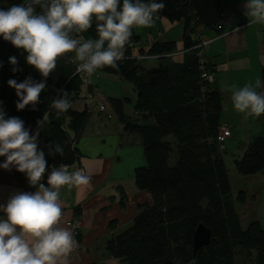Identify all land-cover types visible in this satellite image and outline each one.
Instances as JSON below:
<instances>
[{"label":"trees","instance_id":"trees-1","mask_svg":"<svg viewBox=\"0 0 264 264\" xmlns=\"http://www.w3.org/2000/svg\"><path fill=\"white\" fill-rule=\"evenodd\" d=\"M18 3L21 0H0V7ZM163 4L154 14L184 21L182 60L145 68L137 57L126 58L133 55L132 48L140 40L133 27L130 44L125 45V59L117 62L118 67L99 69L132 82L137 91L138 117L126 120L124 128L141 137L146 164L136 168L134 178L137 187L152 196L151 203L139 205L140 211L132 225L107 241L106 250L123 264H236L240 249L248 255L254 251V264H264V226L258 220L242 225L236 203L244 201V193L233 198L229 173L218 150L216 138L221 124L222 98L211 83L202 81L197 50L192 48L198 42L192 40V35L203 24L191 1L163 0ZM71 35L78 39L77 33ZM82 36L95 38V22ZM176 51L174 40H158L147 50L140 48L139 55L167 58ZM9 56L17 57L20 71H11ZM25 56L22 49L0 38V61L3 62L0 101L7 115L30 122L35 130L36 120L49 111L53 98L67 92L71 103L59 115L49 111V123L40 129L39 137L44 138L40 148L47 161L42 182L46 183L51 166L72 165L78 161L80 152L74 143L90 116V109L86 103L82 110L72 107L85 83L82 74H74L75 65L71 62L74 53L69 52L57 57V67L46 78L37 110H31L28 105L18 111L15 89L8 86L7 80L15 78L21 82L29 76L37 82L44 79L35 66L26 63ZM206 69L211 70L209 63ZM110 101L123 120L122 100ZM56 144L63 147V155L55 153ZM235 166L243 175L255 174L264 168V136L258 135L251 141L242 157L236 159ZM12 171L29 185L24 173ZM201 223L211 230L212 238L209 245L194 254V232Z\"/></svg>","mask_w":264,"mask_h":264},{"label":"clouds","instance_id":"clouds-1","mask_svg":"<svg viewBox=\"0 0 264 264\" xmlns=\"http://www.w3.org/2000/svg\"><path fill=\"white\" fill-rule=\"evenodd\" d=\"M163 7V0H21L0 7V38L22 49L26 63L35 66L44 78L38 82L31 76L21 82L7 80L18 98L16 109L31 105V110H37L46 78L57 67V57L66 53H74V74L90 77L105 66L118 67L133 27L150 26L153 13ZM243 9L249 23L264 25V0H244ZM94 22L95 38L71 35L87 32ZM8 62L13 65V73L20 71L16 56H9ZM261 86L260 79L255 87L251 83L231 85L234 109L246 116L264 114V91L256 90ZM70 107L67 92H62L51 100L49 111L59 115ZM49 111L36 120L37 127L32 130L21 118L8 116L0 101V157L4 158L0 169L24 173L35 189L13 192L0 203V264H68L69 253L78 247L73 232L60 225V189L87 184L90 176L60 164L51 166L46 183L42 182L47 161L44 150L38 147V137L40 129L49 123ZM63 152V147L56 144L55 153Z\"/></svg>","mask_w":264,"mask_h":264},{"label":"crops","instance_id":"crops-1","mask_svg":"<svg viewBox=\"0 0 264 264\" xmlns=\"http://www.w3.org/2000/svg\"><path fill=\"white\" fill-rule=\"evenodd\" d=\"M243 4L244 0H222L219 25L213 28L198 27L199 37L210 41L204 48V57L213 75L211 84L222 98L221 123L229 125V142L232 141V149L240 157L256 136H264V114L246 116L238 112L232 105L229 91L231 85L241 87L251 83L255 87L258 79L262 81V86L256 90L264 91V25L249 23V18L243 15ZM179 51L183 56L184 46ZM124 80L128 81L118 75L97 70L90 77L88 87L84 85L79 97L72 102L73 109L82 110L85 107L86 92L93 95L89 106L90 116L79 139L74 143L80 157L74 164L67 165L70 171L77 166L84 168L90 176L89 181L87 184L65 185L60 189V225L71 230L67 222L75 216L81 222L78 247L68 255V264H123L107 252V241L133 222L140 211V204L152 201L151 194L140 190L135 183V170L146 164V157L141 137L124 128L126 120L138 117L136 100H133L137 99V91L133 83L128 81L132 83L134 91L130 96L125 95L127 89ZM116 82L119 85H114ZM112 98L122 100L123 120L112 107ZM127 103H132L131 110L126 107ZM100 105L106 106L111 117L107 116V112L100 111ZM24 122L25 127L33 130L30 122ZM69 134L73 136L71 130ZM43 143L44 138L38 137L39 148ZM224 149L223 153H227ZM1 160L3 157H0ZM251 175L264 182V168ZM16 191L35 189L12 170L0 169V203H5ZM240 192L245 194L242 202H246V192ZM232 195L234 199L237 198ZM252 196L256 201L257 194L253 193ZM242 202L237 201V211Z\"/></svg>","mask_w":264,"mask_h":264},{"label":"rangeland","instance_id":"rangeland-1","mask_svg":"<svg viewBox=\"0 0 264 264\" xmlns=\"http://www.w3.org/2000/svg\"><path fill=\"white\" fill-rule=\"evenodd\" d=\"M134 28L135 32L140 35L139 42L136 43L132 48V53L136 56L139 55L140 48L147 50L150 45L153 44V41L156 40H174L176 42V50L178 51L184 46L182 39V33L184 31L183 20L172 21L168 18L161 17L153 13V21L150 26H136ZM201 28H203L202 25L199 26V29ZM182 57V53L179 51L167 58L146 57L139 59L138 62L145 66V68H156L159 67L161 63H167L169 61L177 62L178 60L182 59ZM124 82L127 89V91H125V95H132L134 91L132 83L125 80ZM114 85H119V83L116 82ZM133 100L135 101L136 99L133 98ZM126 107L131 110L132 103H127ZM216 142L218 145V150L221 152V154L225 150L224 148L227 150V153H223L222 156L229 173L232 194H234L236 197L240 191H245L247 194L246 202H242L239 205L238 210L242 224L245 226L253 220H258L264 226V182L254 175H243L237 171L235 159L240 156H237V152L232 149V141L230 140L229 142V138L223 141V148L220 147V143L217 138ZM250 189H252V191H250ZM253 193L257 194L256 201L252 196ZM132 223L128 226H125L123 230H120V232L129 228ZM236 264H254V251L248 255L245 250L238 249Z\"/></svg>","mask_w":264,"mask_h":264},{"label":"built area","instance_id":"built-area-1","mask_svg":"<svg viewBox=\"0 0 264 264\" xmlns=\"http://www.w3.org/2000/svg\"><path fill=\"white\" fill-rule=\"evenodd\" d=\"M80 38H84L82 36V33L78 34V39H80ZM192 40L193 41L198 40V42L192 48L197 50V55H198V58H199V67H200V70H201V73H200L201 79H202V81H205V82H208V83H212L213 80H214L213 79V75H212V73L209 70L206 69V67L208 66V61L204 57V48L209 44L210 41L209 40H205V39H201L199 37V33L193 34L192 35ZM183 52H185V50ZM172 55L173 54H169V56H172ZM135 57H137L138 60L141 59V58H146V57L159 58L158 55H154V56H148V55L126 56V58H135ZM123 59H125V57ZM82 75L84 77V83H85L84 85H86L88 87V81H89L91 76L89 77V76H86L84 74H82ZM84 100H85L86 105L89 107L90 104L92 103L93 95L90 92H86V95H84ZM99 109L102 112H107L105 105H100ZM107 116L111 117V114L107 112ZM230 136H231L230 127L226 123H221L219 128H218V135H217V139H218V141L220 143V147L221 148L224 147L223 146V141H225ZM77 169H80L81 171H84L86 173V170L84 168L80 167V166L75 167L73 169V171L77 170ZM67 225L71 228V231L74 234V238H75V240L77 241V244H78L79 230H80V227H81V222H80L79 218L76 217V216L71 218L67 222ZM75 250H76V248H74L71 253H73ZM71 253H69V254H71Z\"/></svg>","mask_w":264,"mask_h":264},{"label":"water","instance_id":"water-1","mask_svg":"<svg viewBox=\"0 0 264 264\" xmlns=\"http://www.w3.org/2000/svg\"><path fill=\"white\" fill-rule=\"evenodd\" d=\"M191 1L201 20L203 26L213 28L220 23V11L222 0H188ZM212 238L211 230L202 223L198 225L194 232L193 252H196L204 246L210 244Z\"/></svg>","mask_w":264,"mask_h":264}]
</instances>
